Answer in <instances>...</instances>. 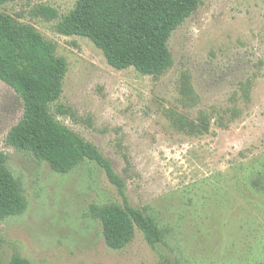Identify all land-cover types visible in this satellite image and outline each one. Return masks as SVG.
<instances>
[{
    "label": "rangeland",
    "instance_id": "374dc122",
    "mask_svg": "<svg viewBox=\"0 0 264 264\" xmlns=\"http://www.w3.org/2000/svg\"><path fill=\"white\" fill-rule=\"evenodd\" d=\"M76 1L14 0L0 11L35 27L65 60L50 113L110 161L162 241L151 248L135 230L110 248L91 206L121 204L117 188L92 161L58 173L7 145L23 108L0 79V151L26 201L0 221L1 263L17 255L30 264H264V193L245 179L264 159V0H202L171 33L172 65L159 75L113 68L87 37L59 33ZM184 81L196 98L189 106ZM202 114V133L175 120L199 123Z\"/></svg>",
    "mask_w": 264,
    "mask_h": 264
},
{
    "label": "trees",
    "instance_id": "16d2710c",
    "mask_svg": "<svg viewBox=\"0 0 264 264\" xmlns=\"http://www.w3.org/2000/svg\"><path fill=\"white\" fill-rule=\"evenodd\" d=\"M14 0H0V6ZM202 0H77L57 23L64 35H79L98 47L107 63L116 69L133 67L141 74L159 75L172 65L167 46L171 33L194 12ZM38 12L53 19L54 8L40 6ZM66 62L56 56L54 46L35 27L17 21L0 11V79L21 100L23 114L6 134V144L30 151L46 161L52 170L67 173L88 160L100 166L121 196V204L91 206L100 221L106 244L113 249L125 247L138 230L151 248L162 241L155 221L134 206L125 194V182L110 161L90 141L57 120L49 111L62 89ZM184 104L196 101L187 83L182 85ZM176 123L193 132L207 131L205 114L199 123L178 115ZM6 156L0 151V221L21 214L26 201L16 179L6 168ZM245 179L256 194L264 193V159L247 168ZM252 192V191H251ZM264 213V212H263ZM0 264L1 260H0ZM7 264H30L14 255Z\"/></svg>",
    "mask_w": 264,
    "mask_h": 264
}]
</instances>
